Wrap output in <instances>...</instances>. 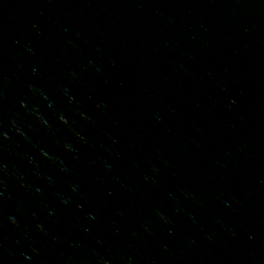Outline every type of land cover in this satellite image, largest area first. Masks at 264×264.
<instances>
[{
	"label": "water",
	"instance_id": "water-1",
	"mask_svg": "<svg viewBox=\"0 0 264 264\" xmlns=\"http://www.w3.org/2000/svg\"><path fill=\"white\" fill-rule=\"evenodd\" d=\"M0 264H264V0H0Z\"/></svg>",
	"mask_w": 264,
	"mask_h": 264
}]
</instances>
